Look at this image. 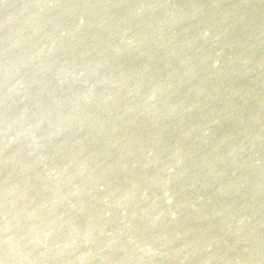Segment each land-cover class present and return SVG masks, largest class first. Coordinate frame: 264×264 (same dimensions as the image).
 <instances>
[{
	"label": "water",
	"instance_id": "95a60500",
	"mask_svg": "<svg viewBox=\"0 0 264 264\" xmlns=\"http://www.w3.org/2000/svg\"><path fill=\"white\" fill-rule=\"evenodd\" d=\"M0 264H264V0H0Z\"/></svg>",
	"mask_w": 264,
	"mask_h": 264
}]
</instances>
